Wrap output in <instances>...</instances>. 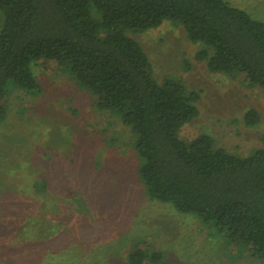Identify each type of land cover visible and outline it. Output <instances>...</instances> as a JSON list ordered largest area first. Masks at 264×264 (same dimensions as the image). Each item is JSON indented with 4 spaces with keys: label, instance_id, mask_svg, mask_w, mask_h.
Wrapping results in <instances>:
<instances>
[{
    "label": "rangeland",
    "instance_id": "374dc122",
    "mask_svg": "<svg viewBox=\"0 0 264 264\" xmlns=\"http://www.w3.org/2000/svg\"><path fill=\"white\" fill-rule=\"evenodd\" d=\"M264 21V0H227ZM0 28L3 16L0 14ZM157 80L175 76L200 92L198 117L179 135L201 134L247 155L264 145V89L243 74L207 69L201 43L170 21L129 32ZM40 90L7 82L0 122V264H128L136 248L165 252L161 264H264L242 256L214 225L147 195L136 138L121 116L54 60L32 65ZM256 109L260 122L243 116Z\"/></svg>",
    "mask_w": 264,
    "mask_h": 264
},
{
    "label": "trees",
    "instance_id": "16d2710c",
    "mask_svg": "<svg viewBox=\"0 0 264 264\" xmlns=\"http://www.w3.org/2000/svg\"><path fill=\"white\" fill-rule=\"evenodd\" d=\"M0 14V122L7 82L38 92L32 65L56 61L130 127L149 197L214 225L239 254L264 262V145L242 155L209 134L182 139V126L200 113V92L175 76L157 80L129 35L170 21L202 44L196 57L210 72L243 74L264 89V21L227 0H0ZM243 119L255 126L261 116L251 108ZM126 260L161 264L165 252L148 245Z\"/></svg>",
    "mask_w": 264,
    "mask_h": 264
}]
</instances>
